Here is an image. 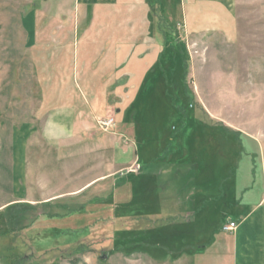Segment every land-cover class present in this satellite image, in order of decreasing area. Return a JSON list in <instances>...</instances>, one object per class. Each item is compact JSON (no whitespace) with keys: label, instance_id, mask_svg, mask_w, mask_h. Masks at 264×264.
<instances>
[{"label":"rangeland","instance_id":"obj_1","mask_svg":"<svg viewBox=\"0 0 264 264\" xmlns=\"http://www.w3.org/2000/svg\"><path fill=\"white\" fill-rule=\"evenodd\" d=\"M150 1L154 29L174 49L165 62L173 72L165 75L164 89L136 91L121 109L116 132L128 135L124 143L135 144L136 165L115 176L101 168L99 173L109 175L82 193L70 192L75 186L69 184V192L54 200L28 202L49 196L53 187L24 185L15 169L23 149L29 155L27 128L41 124L42 91L24 24L36 1L0 0V264H191V193L227 194L229 202L240 195L259 198L264 0H234L231 34L216 27L203 34L191 30V43L170 32L160 8L176 0ZM117 112L110 109L100 119H115ZM98 120L96 127L106 133ZM51 152L49 144L32 153L52 163ZM72 155L61 152L60 160L71 163ZM36 177L44 182L43 175ZM151 184L156 190L148 193ZM153 193L155 207L146 198ZM16 203L32 208L18 209L17 220L9 224L5 208ZM218 222L212 216L198 225L196 241L203 230L207 239H220ZM81 246L85 251L76 252ZM215 248L204 259L217 257Z\"/></svg>","mask_w":264,"mask_h":264},{"label":"crops","instance_id":"obj_2","mask_svg":"<svg viewBox=\"0 0 264 264\" xmlns=\"http://www.w3.org/2000/svg\"><path fill=\"white\" fill-rule=\"evenodd\" d=\"M34 1L36 9L24 24L42 91L37 117L41 124L27 128L24 148L29 155L23 149L24 157L15 160V169L17 179L22 173L24 185L53 186L49 196L28 202H49L69 192L65 188L69 184L75 186L70 192L77 194L98 183L109 175L99 173L101 168L115 176L124 167L136 165L135 144L124 143L128 135L116 132L121 113L136 91L164 87L165 75L173 72L165 62L169 53L174 57V49L166 35L154 29L150 0ZM160 8L170 32L186 35L190 43L191 30L203 34L216 27L228 35L232 32L234 0H176ZM38 9L43 10L40 16ZM110 109L119 113L114 131L104 133L96 122ZM37 138L44 145L36 143ZM49 144L55 151L51 152L52 163L32 153ZM258 144L259 198L245 200L240 195L229 202L227 194L191 193V264L198 259L199 264H215L214 259L216 264H264V143ZM61 152L73 153L75 158L64 163ZM37 174L43 175V183L36 182ZM212 216L219 220L216 230L222 237L209 240L203 230L196 241V228L208 224ZM228 223L234 224V230L223 233L221 227ZM215 245L218 256L204 259Z\"/></svg>","mask_w":264,"mask_h":264},{"label":"trees","instance_id":"obj_3","mask_svg":"<svg viewBox=\"0 0 264 264\" xmlns=\"http://www.w3.org/2000/svg\"><path fill=\"white\" fill-rule=\"evenodd\" d=\"M185 75V74H184ZM165 88V85H164V87L162 88V89H164ZM148 178V177H147ZM146 190H147V192L149 193V192H154L155 190H156V185L155 184H151L149 187H147L146 188ZM149 197V198H148ZM148 197H146L147 198V202L149 203V206H153L154 204H155V202H156V200H157V198H156V193H153L152 195H150V196H148ZM153 207H155V206H153ZM22 208V210H24V209H31L32 207L30 206V205H23V204H18V203H16V204H12V205H8L6 208H5V210L8 212V216H7V223H9V224H11L12 222H14L15 220H17V218H18V216H17V214H16V211L18 210V209H21ZM25 212V211H24ZM20 215L19 216H21V214L22 213H19ZM160 223V222H159ZM171 224V223H170ZM174 224V223H173ZM179 224V222H175V224L174 225H178ZM168 225V224H167ZM162 226V225H161ZM163 226H164V224H163ZM178 227V226H177ZM138 246H144L143 244H140V245H138ZM163 250H166L167 251V249H166V247L165 248H163ZM85 250H84V247H78L77 248V250H76V252H79V253H83ZM154 254V253H153ZM153 257H155L156 258V256L155 255H152Z\"/></svg>","mask_w":264,"mask_h":264},{"label":"built area","instance_id":"obj_4","mask_svg":"<svg viewBox=\"0 0 264 264\" xmlns=\"http://www.w3.org/2000/svg\"><path fill=\"white\" fill-rule=\"evenodd\" d=\"M98 125H99V128L102 130V131H105V132H110V130H112L114 127H115V119H114V116H108L104 119H99L98 120ZM234 224L233 223H230L229 225H223L221 227V231L223 233H230L234 230Z\"/></svg>","mask_w":264,"mask_h":264}]
</instances>
